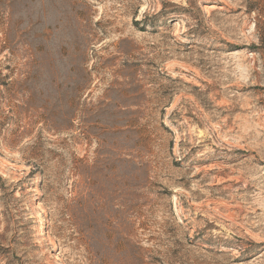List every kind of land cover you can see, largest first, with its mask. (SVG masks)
<instances>
[{
    "label": "rangeland",
    "instance_id": "rangeland-1",
    "mask_svg": "<svg viewBox=\"0 0 264 264\" xmlns=\"http://www.w3.org/2000/svg\"><path fill=\"white\" fill-rule=\"evenodd\" d=\"M259 8L0 0V264H264Z\"/></svg>",
    "mask_w": 264,
    "mask_h": 264
},
{
    "label": "trees",
    "instance_id": "trees-1",
    "mask_svg": "<svg viewBox=\"0 0 264 264\" xmlns=\"http://www.w3.org/2000/svg\"><path fill=\"white\" fill-rule=\"evenodd\" d=\"M258 10V14H259V16L260 15H263L262 17H263V19H264V8H259V9H257ZM263 22H264V20H263ZM259 24V23H258ZM259 26V25H258ZM264 26V25H263ZM259 28H260V26H259ZM263 28V32H264V27H261L260 29H262ZM261 39H262V41H264V34L263 35H261Z\"/></svg>",
    "mask_w": 264,
    "mask_h": 264
}]
</instances>
